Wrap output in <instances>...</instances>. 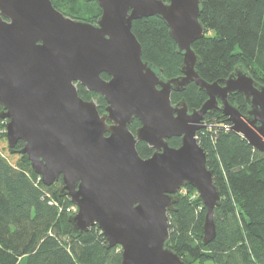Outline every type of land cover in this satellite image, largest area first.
Segmentation results:
<instances>
[{
  "label": "water",
  "instance_id": "95a60500",
  "mask_svg": "<svg viewBox=\"0 0 264 264\" xmlns=\"http://www.w3.org/2000/svg\"><path fill=\"white\" fill-rule=\"evenodd\" d=\"M101 9L95 22L64 15L51 0H0V118L11 153L26 154L44 185L61 177L60 194L76 207L72 233L97 226L120 264H186L168 245V212L181 187L196 191L205 214L202 243L216 235L220 192L196 139L204 115L219 110L264 154V85L242 66L220 84L199 77L192 43L204 35L200 0H87ZM157 16L182 55L180 74L165 79L141 57L133 20ZM106 74L107 78L101 76ZM193 81L207 95L189 111L172 91ZM105 99L99 113L76 84ZM241 93L245 113L229 101ZM140 122L134 132L132 120ZM179 137L172 147L167 139ZM21 141L22 147L15 149ZM145 142L150 156L139 155Z\"/></svg>",
  "mask_w": 264,
  "mask_h": 264
},
{
  "label": "trees",
  "instance_id": "16d2710c",
  "mask_svg": "<svg viewBox=\"0 0 264 264\" xmlns=\"http://www.w3.org/2000/svg\"><path fill=\"white\" fill-rule=\"evenodd\" d=\"M71 18L95 22L101 13L96 1L51 0ZM199 20L204 35L192 43L199 57L197 74L206 82L222 84L235 66L242 65L253 80L264 85V0H200ZM131 30L141 45V57L168 79L180 74L182 55L162 19L153 15L132 21ZM102 77L107 78L102 73ZM78 95L93 100L99 113L105 99L76 84ZM184 99L189 111L198 108L207 95L193 81L182 91L171 92V102ZM228 99L245 113L248 101L241 93ZM204 126L196 139L206 156V166L220 192L214 208L215 238L202 243L205 208L190 185L178 191L174 210L168 212L167 245L186 264H264V154L240 134L226 129L229 124L219 110L204 115ZM5 120L0 118V138L5 137ZM140 126L134 118L129 129ZM167 142L180 144L179 137ZM22 147L21 141L15 149ZM11 153L10 148L6 147ZM136 149L146 158L153 149L138 141ZM15 161L0 151V264H120L118 246L107 248L100 229L72 233L70 198L60 194L61 177L47 186L41 182L26 154L14 151Z\"/></svg>",
  "mask_w": 264,
  "mask_h": 264
},
{
  "label": "rangeland",
  "instance_id": "374dc122",
  "mask_svg": "<svg viewBox=\"0 0 264 264\" xmlns=\"http://www.w3.org/2000/svg\"><path fill=\"white\" fill-rule=\"evenodd\" d=\"M228 123H229V122H228ZM227 125L230 127V123L227 124ZM6 147H7V141H6V140H2V139L0 138V151H1L4 155L8 156L9 159H10L11 161H15L16 158H17V155H16V154H13V153L10 154V153L7 151Z\"/></svg>",
  "mask_w": 264,
  "mask_h": 264
},
{
  "label": "built area",
  "instance_id": "2783aa9c",
  "mask_svg": "<svg viewBox=\"0 0 264 264\" xmlns=\"http://www.w3.org/2000/svg\"><path fill=\"white\" fill-rule=\"evenodd\" d=\"M224 127L226 128V129H229V126L228 125H224ZM182 189V188H181ZM180 189V190H181ZM74 211L76 210V207L74 206L73 208H72Z\"/></svg>",
  "mask_w": 264,
  "mask_h": 264
}]
</instances>
